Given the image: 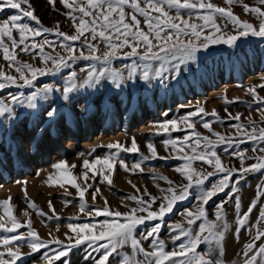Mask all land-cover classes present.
<instances>
[{
  "label": "rangeland",
  "instance_id": "1",
  "mask_svg": "<svg viewBox=\"0 0 264 264\" xmlns=\"http://www.w3.org/2000/svg\"><path fill=\"white\" fill-rule=\"evenodd\" d=\"M75 2L79 4L86 0H75ZM69 3H73V0H69ZM212 3L227 7L224 0H214ZM242 3L264 8V5H260L259 0H242ZM30 4L35 10L34 14L41 21V25L53 31L35 37L32 33H27L29 39L26 44L29 49L32 48L33 43L41 44L44 53L67 57L70 53L61 45L71 44L76 49L75 56H79L80 51H83L85 56L89 55V49L81 43L84 37H81V41L73 42L65 41L63 37L55 34L57 23L59 31L68 35L76 34L73 21L69 18L68 13L71 12L76 16L77 21L80 18V13L65 8L61 0H56L54 6L49 3V0H30ZM165 7L167 6L165 5ZM6 10L0 12V22L7 19L8 16L16 14V10ZM130 11V9H126V12ZM232 11L241 20L258 26L259 20L256 16L250 13L245 14L241 4H234ZM169 13L171 16H176L174 9L169 10ZM180 14L184 19H190V22L203 23L197 19L196 13H192L191 18L186 10H181ZM152 15L155 16L157 13L153 12ZM137 18L141 21L140 27L147 32L144 18L139 14H137ZM84 19L89 18L85 17ZM216 21L222 26L225 24V21L219 16L216 17ZM21 22L29 24L32 28L40 27L27 17L23 18ZM223 30L225 32L232 31V25L229 23ZM13 36L17 41L19 40V34L15 30ZM85 36L90 39L89 33H85ZM182 39L187 38L182 37ZM44 41L49 43H44ZM4 42L9 50L17 56L18 62L31 64L43 69L46 73L44 75L37 74V79L32 87L12 86L0 90V101L7 102L17 114L15 120L0 117V217H3L0 223H4L6 227L12 226L2 205V202L7 200L13 216L22 225L16 232L0 229V241L13 235L21 236V239L14 241L12 245L14 251L18 248L22 254L16 264H48L45 256H54L55 252L61 250V245H63L66 255L58 260L53 259V264H97L104 249L90 246L87 242L76 245L77 233L72 232L68 228V224L93 223L97 225L94 231L98 233L99 226L103 221L120 218L96 216L93 209H102L107 206L110 210L126 213L132 207H138L134 201L128 198L130 196L142 197L144 200H149L150 196L155 197L156 202L152 205V210L158 211L159 205L166 203L163 199L164 196L170 195L161 191V189H167L169 184L159 177H167L175 184L187 183V180L176 169L184 167L183 156L185 153L194 154L191 151L192 148L197 147L194 143L196 139L194 132L208 136L213 141H218V137L214 133L231 138L233 141L243 140V143H232L231 147H227L224 143H217L215 151L220 156L222 163L229 167L237 169L241 167L240 159L230 153H244V167L257 163L254 157L264 155L262 152L253 151V149L264 147V142L249 140L246 134H242L233 127V125L242 124L245 126L246 133H251L252 124L250 122H255L257 130L264 127V122H262L264 121V111H261L264 110V103L255 102L253 95L248 91L250 87H254L257 96L264 98V87H261L264 85V39L262 38L241 39L237 42L239 46L235 49H230L223 44L211 45L207 51H198L195 61L187 63H181L179 60L143 61L138 57L124 58L122 54H118L107 66L98 61L81 58L68 61L67 66L59 70L53 69L51 60L47 64L43 61L39 54V48L25 53L21 51L24 45H19L13 50L11 42L7 38ZM91 42L98 45L97 55H102L107 50V46L99 38ZM49 44L52 46L50 47ZM143 50V48L140 49L141 52ZM128 51H130L129 48L122 49V52ZM3 57V49L0 48V71L18 78L19 73L15 71V66L9 67V62ZM161 63L167 70L163 79L151 78L149 81L140 79L146 64L150 76H154L155 69ZM133 65H138L136 76L132 80L125 79L120 88H116L108 76H105L101 83L94 88L80 87L87 79V73L93 69L99 71L106 67L109 73L112 70H117L126 78ZM49 69L53 70L49 71ZM73 73H75L74 78ZM26 75L30 74L26 73ZM69 81L75 83L77 88L70 93V99L64 101L62 90L63 87L68 86ZM20 82L22 83V81ZM45 85L50 86L52 91L43 93L42 89ZM33 91L40 92L45 97L44 99L37 98L36 109L12 104L11 96H19L23 93L26 102L27 97ZM107 106L112 107L118 113H120L121 107L124 114L123 120L115 122L114 126L111 125L113 127L109 126L104 131L94 129L99 127L97 122L84 124L86 121H91L90 118L86 120L85 113L94 110L95 113H106L102 109ZM201 107L205 109L206 114L201 113L190 117L188 122H180L177 130L170 128L169 132L165 133L158 127L159 122L173 119L182 121V118L188 113ZM51 108H55L57 112L53 118H48L46 112ZM213 110L217 113V117L211 115ZM65 111L67 114L73 111L75 120L69 122ZM237 114H240L239 120L231 118ZM98 117L100 116L98 115ZM189 122H194V129L188 128ZM204 122L210 124L211 131L203 127ZM185 135L190 136L189 142L183 140ZM133 138L138 145L136 153L108 148L109 144L117 142L122 148L131 147ZM169 139L177 140L176 149L168 145L166 150L164 141ZM148 143L154 145L158 153L157 157L151 156L147 148ZM180 146L184 147L183 152L179 150ZM142 156H147L149 159L142 160ZM104 158H111V162L114 164L113 169H107L102 164H97L94 170L83 167L85 160L95 163L97 159ZM120 161H123L126 167L122 166ZM61 162L66 163L69 167L66 169L54 167ZM137 162H140V168H134ZM73 165L75 167H71ZM192 167L204 174L215 171L212 166L200 160L193 161ZM94 171L98 174L93 177ZM85 172L89 177L87 182L83 177ZM104 175H108L112 181L111 184L103 179ZM223 175L221 172H215L213 176L205 180L202 187H193L190 190V195L175 203L173 211L166 214L163 220L148 221L138 226L135 238L141 241L144 249L148 252L153 250L150 240L144 239V233L157 222L162 224L159 239L164 243L165 251L176 250L181 242L186 243V239L183 238L174 241V237L179 234L174 231L175 225L181 224L187 228L186 213L188 210L196 211L200 203L199 193L204 188L210 189L214 183L223 179ZM239 175L237 173L232 177L233 184ZM69 176L75 177L80 189H86L84 202L87 208L83 212L80 210L81 199L77 188L67 182ZM18 181L20 183H17ZM258 185H264V171L248 172L244 178L239 179V183L236 185L238 191L235 193V197H239L241 202L239 215H243L252 200L257 198ZM230 188L231 184L229 189H225L224 192L213 197L206 206V212L208 219L214 220L217 205L222 201L226 202L224 212L229 229L224 241V251L219 258L224 261V264H243L245 258L238 254L242 253L247 244H255V248L249 253L250 256L257 253L260 246L264 245V237L259 240L255 239L257 227H259V231L264 232V222L258 220L260 209L264 207V195L259 196L248 224L236 235L237 210ZM145 190L150 196L145 194ZM93 193H95V199H93ZM49 201H51L52 208L49 207ZM29 202H33L35 208L30 207ZM38 211L42 214H37ZM25 212H27V216L24 215ZM29 222L31 230L38 233L39 238L47 242V247L41 248L35 253L29 247L31 239L28 236ZM199 223L197 221L192 226L194 233L198 230ZM43 230L47 231L45 235L42 233ZM56 240L61 243L57 244ZM99 243H104V241L97 242V244ZM210 247V245L200 246L201 249ZM0 253H4L3 259H11L7 255V249L2 245H0ZM126 256L131 259L133 264H144L145 256L134 251L130 244L118 248L109 257L106 264H122V258ZM257 264H264V256H258Z\"/></svg>",
  "mask_w": 264,
  "mask_h": 264
},
{
  "label": "snow or ice",
  "instance_id": "2",
  "mask_svg": "<svg viewBox=\"0 0 264 264\" xmlns=\"http://www.w3.org/2000/svg\"><path fill=\"white\" fill-rule=\"evenodd\" d=\"M56 0H49V3L53 6ZM61 3L65 8L72 9L74 12L80 13V18L77 21V17L68 13L69 18L73 21V25L76 29V34L68 35L64 32L59 31V24L57 23L55 34L63 37L65 41H81V37L84 39L81 43L89 49V55L85 56L83 51H80L79 56H75L76 49L71 44H63L70 55L64 56H52L51 54L44 53L43 46L41 44H32V48L29 49L26 41L29 39L27 33L32 35L40 36L42 33L52 32V29L43 27L41 21L34 14V9L30 4V0H0V12L4 9L16 10V14H12L3 19L0 22V48L3 49L4 59L9 62V67L15 66V71L19 73V77L5 74L0 71V90H4L8 87H32L34 81L37 79V74L44 75L45 71L41 68H37L28 63H20L17 61V56L13 51L9 50V47L5 45V38L11 42V48L14 50L19 45H24L21 51L29 53L30 51L39 48V54L43 61L47 64L51 60L53 69L59 70L62 67H66L68 61L76 59L94 60L107 66L111 60L118 54H122L124 58L138 57L143 61H174L179 60L181 63H187L189 61L196 60V53L198 51H207L211 45H227L230 49L237 48L238 41L248 37H259L264 39V8L259 6H252L247 3H242V0H224L227 7L218 6L211 2V0H86V2L77 4L75 0L73 3H69V0H61ZM260 5H264V0H259ZM234 4H241L245 14H253L259 20L258 26L246 21L241 20L239 16L235 15L232 11ZM165 5L167 7H165ZM26 6V7H22ZM126 9H130V12H126ZM174 9L176 16H171L169 10ZM181 10H186L191 18L192 13H196L197 19L203 21L202 24L190 22V19H184L181 16ZM203 10V11H201ZM157 13L153 16L152 13ZM137 14L144 18V23L147 26L148 31L145 32L141 27V21L137 18ZM219 16L225 21L222 26L217 23L216 17ZM29 18L35 21L40 27L32 28L27 23H22L23 18ZM88 17L89 19H84ZM232 25V31L225 32L223 29L228 24ZM210 29V30H208ZM14 30L19 34V40L14 38ZM208 30V31H206ZM85 33L90 34V39L85 36ZM187 38V39H182ZM99 38L107 46V50L102 55H97L99 48L97 44L92 43ZM44 43H49L44 41ZM51 47L52 45L49 44ZM129 48L130 51L122 52V49ZM143 48V52L140 49ZM127 67V66H125ZM138 65H133L131 70L128 72L127 77L117 70H112L110 73L107 68H102L97 71L95 69L87 73V79L80 87L94 88L99 85L105 76H108L111 83L116 87L120 88L121 84L127 80H132L136 76ZM148 65H145V70L142 71L140 79L149 81L151 78L163 79L164 73L167 71L164 64L161 63L155 69L154 76H150V72L147 70ZM53 69H49L52 71ZM26 73L30 75H26ZM73 78L75 73L72 74ZM22 81V83L20 82ZM264 87V85H261ZM77 85L69 81L68 86L63 87L62 99L68 101L70 99V93L74 92ZM52 88L45 85L42 89L43 93L51 92ZM248 91L253 95L254 101L257 103H264V98L258 97L254 87H250ZM44 99L45 97L37 91H33L25 102L23 93L19 96L13 95L10 97L12 104H19L20 106H26L29 109L37 108V98ZM264 111V110H261ZM57 110L51 108L47 110L46 115L48 118H53L56 115ZM205 113L204 108H198L194 112L188 113L182 121L176 119L159 122L158 127L163 129L165 133L169 132V129L177 130L180 122H188L190 117H195L198 114ZM166 115V113H165ZM213 117H217V113L213 110ZM231 116V114H229ZM0 117L10 118L15 120L17 114L13 107H10L7 102L0 101ZM232 119L239 120L240 114H237ZM264 122V121H262ZM252 124L251 133H246L245 126L242 124L233 125L242 134H246L249 140L264 142V127H255V122ZM203 127L211 131V126L208 122L203 123ZM189 129H194V122L188 123ZM196 137L194 143L197 146L192 148L193 155L187 153L184 154V167L177 168L176 171L187 180L186 184H175L167 177H159L164 179L169 187L167 189H161V191L170 195H165L164 200L166 203L159 205L158 211L152 210V205L156 202L155 197L149 195V200H144L142 197L130 196L128 197L134 201L138 207H132L128 212L121 213L120 211L110 210L107 206L102 209H93L96 216L114 217L120 219L105 220L100 224V230L98 233L94 231L97 228L96 224L84 223V224H68V228L77 233L76 245L87 242L90 246H97L98 248L104 249L102 257L99 259L97 264H106L109 257L117 251L118 248L125 245L131 246V248L145 256L144 264H224V261L219 257L224 251V241L226 234L229 229V225L226 220L224 212L225 201H222L217 205V210L214 212V220H209L206 212V206L209 201L217 196L219 193L224 192L225 189H229L235 198V209L237 210L236 218V235L239 231L248 224L251 213L256 207L259 196L264 195V185L257 186V198L253 199L250 203L246 212L243 215H239V209L241 202L239 197H235V193L238 191L239 179L244 178L248 172H262L264 171V155L254 157L257 163H253L248 167L243 166L245 159L244 153H230L235 155L241 161V167L239 169L226 166L222 163V160L218 153L215 151L217 143H224L227 147H231L232 143L238 142L243 143V140L233 141L231 138L214 133L218 137V141H213L208 136H202L198 132L193 133ZM185 142L190 141V136L185 135L183 137ZM203 142V143H202ZM167 146L171 145L173 149H176L178 144L177 140L169 139L164 141ZM226 147V151H227ZM109 149L123 150L129 153L138 152V145L133 138L131 147L122 148L119 142L115 144H109ZM152 157H157L158 153L152 143L147 144ZM179 150L184 151V147L180 146ZM117 151V155H118ZM264 153V147L253 149ZM163 159V157H160ZM142 160H147L149 157L142 156ZM200 160L209 166H212L215 171L204 174L198 172L192 167V162ZM122 166L123 161H120ZM97 164L104 165L107 169H113L114 164L111 162V158L97 159L95 163H91L88 160L83 162V167L88 170H94ZM57 169H66L69 167L66 163L61 162L54 165ZM71 167H75L74 165ZM134 168H140V162L134 165ZM142 171V168L140 169ZM215 172L223 173V179L218 183H214L210 189L204 188L198 195L199 205L195 212L188 210L186 213L187 228L181 224L175 225L174 231L179 234L174 237L175 240L186 239L185 242H181L176 250L165 251L164 243L159 239V232L162 224L155 223L146 233H144V239L150 240L153 250L148 252L142 246L141 241L135 238V232L138 226L145 224L148 221H161L164 216L173 211L175 203L186 199L190 195V190L193 187L200 188L205 184V180L215 174ZM239 173V178L236 182L232 183V177ZM97 172H93V177L97 175ZM84 181L87 182L89 179L87 172L83 173ZM103 179L109 184L112 183L108 175H104ZM68 183L76 187L79 192L81 199L80 210L83 212L86 210L87 205L84 202V196L86 189H80L76 183V179L73 176H69ZM17 183H20L19 181ZM26 183V182H25ZM135 187V186H134ZM179 189V192H177ZM99 191V189H96ZM139 191V189H137ZM26 192V189H25ZM230 197V198H233ZM95 193H93V199H95ZM67 203V202H65ZM107 204V201H105ZM2 205L6 210V214L11 220V227H6L4 223H0V229H4L8 232H16L22 225L13 216L11 208L9 207V201H3ZM29 206L35 208L33 202H29ZM49 207L52 208L51 201H49ZM54 212V208H53ZM140 213H144L141 215ZM37 214H42L38 211ZM91 215V212L89 213ZM27 216V212L24 213ZM59 219V217H56ZM3 217H0V221ZM259 221L264 222V207H261L259 212ZM122 221V222H121ZM199 221L198 230L194 233L192 226ZM87 233V234H85ZM67 235V234H66ZM31 237L29 240V247L32 252L35 253L41 248L47 247V242L39 238L38 233L31 230L29 222V233ZM264 237V232L259 231L257 227V234L255 239L259 240ZM21 239L19 235H13L11 237H5L0 241V245L7 249V255L11 258L10 260L3 259L4 253H0V264H16V261L21 259L22 254L17 248L13 250V242ZM69 239H71L69 237ZM104 241V243L97 242ZM57 244L61 242L55 241ZM201 245H210L208 249H201ZM255 248L254 243H249L245 246L242 255L245 259L243 264H257L258 256H264V245H261L259 251L255 254L249 255L250 252ZM66 252L61 250L54 253V256H45L48 264H53V259H60L65 256ZM122 264H133L129 257L122 258Z\"/></svg>",
  "mask_w": 264,
  "mask_h": 264
},
{
  "label": "crops",
  "instance_id": "3",
  "mask_svg": "<svg viewBox=\"0 0 264 264\" xmlns=\"http://www.w3.org/2000/svg\"><path fill=\"white\" fill-rule=\"evenodd\" d=\"M211 2H214V0H211ZM23 7V6H22ZM4 11H7L6 9ZM103 111H106V113H95L94 111L91 112H87L85 113V118L86 120L90 118L91 121H86L84 124H90V122H97L99 124L98 128H94V129H100L102 131H104V129H108L109 126L113 125L115 122H121L123 120L124 114L122 113V108L120 107V113L115 112V110H113L112 107L107 106L106 108L102 109ZM65 115L68 116V120L69 122L74 121L75 120V114L74 112L70 111L67 114V111H65ZM98 115L100 117H98ZM114 126V125H113ZM111 126V127H113Z\"/></svg>",
  "mask_w": 264,
  "mask_h": 264
},
{
  "label": "bare ground",
  "instance_id": "4",
  "mask_svg": "<svg viewBox=\"0 0 264 264\" xmlns=\"http://www.w3.org/2000/svg\"><path fill=\"white\" fill-rule=\"evenodd\" d=\"M89 146H90V145H89ZM30 190H31V189H30ZM42 233H44V235H45V234L47 233V231H44V230H43V232H42Z\"/></svg>",
  "mask_w": 264,
  "mask_h": 264
}]
</instances>
